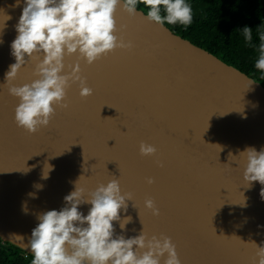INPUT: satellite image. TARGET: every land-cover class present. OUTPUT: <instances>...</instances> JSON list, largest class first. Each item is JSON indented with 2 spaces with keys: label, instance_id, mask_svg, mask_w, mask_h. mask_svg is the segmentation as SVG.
<instances>
[{
  "label": "water",
  "instance_id": "95a60500",
  "mask_svg": "<svg viewBox=\"0 0 264 264\" xmlns=\"http://www.w3.org/2000/svg\"><path fill=\"white\" fill-rule=\"evenodd\" d=\"M24 6L0 0V238L31 253L38 215L68 206L64 197L80 177L85 198L117 178L121 193H131L121 220L131 221L123 230L114 221V238L164 234L181 264H253V243L264 246V185H246L240 152L264 149V84L166 23L149 21L142 8L130 17L121 3L116 35L133 47L92 64L78 52L65 55L64 71L79 63L93 92L82 97L79 82H70L67 107L54 105L49 124L28 133L15 122L19 98L5 79ZM37 62L26 57L12 83L37 79ZM142 141L156 153L141 155ZM148 198L159 215L146 208ZM90 207L78 206L84 215Z\"/></svg>",
  "mask_w": 264,
  "mask_h": 264
},
{
  "label": "clouds",
  "instance_id": "9594fccd",
  "mask_svg": "<svg viewBox=\"0 0 264 264\" xmlns=\"http://www.w3.org/2000/svg\"><path fill=\"white\" fill-rule=\"evenodd\" d=\"M16 3L19 5L20 0ZM121 3L130 17L136 15L138 4L147 6L148 20L160 25L187 26L193 20L192 7L186 0H24L25 6L16 25L18 34L11 43L15 63L10 65L5 77L9 94L19 98L15 108L18 127L28 133L46 127L55 114L54 105L67 107L70 82H79L82 97L92 94L93 89L81 75L79 63L69 65V72L64 71L65 55L78 52L79 58L92 64L116 48L133 47L131 41L126 42L122 35H116L119 29L114 13ZM243 32L245 39L251 41V28L245 26ZM260 40V57L255 67L264 72V34ZM40 54L42 59H39ZM26 57L38 60L34 70L38 78L30 84L16 86L12 82L26 64ZM139 150L144 156L157 151L155 146L143 141ZM240 155L246 157L243 172L246 185L250 186L253 181L264 185V149L258 152L248 147ZM46 167L44 178L51 170V166ZM79 180L75 190L64 197L68 206L38 215L39 223L32 230L29 242L33 254L31 264H160L165 254L164 264H181L176 245L164 234L149 238L142 231L127 239L123 235L114 238L113 222L119 221L123 230L131 221L130 216L121 220L120 210L127 211L131 193H121L117 178L106 185L100 184L88 193V198ZM147 182L151 184L154 180L149 177ZM260 194L264 198V187ZM85 203L91 205L87 215L78 208ZM144 203L153 215H159L153 199L148 198ZM253 244L256 248L253 264H264V246Z\"/></svg>",
  "mask_w": 264,
  "mask_h": 264
},
{
  "label": "trees",
  "instance_id": "16d2710c",
  "mask_svg": "<svg viewBox=\"0 0 264 264\" xmlns=\"http://www.w3.org/2000/svg\"><path fill=\"white\" fill-rule=\"evenodd\" d=\"M192 7L190 25L170 28L182 37L222 58L264 84V72L255 64L260 57V36L264 34V0H186ZM145 12L149 9L138 4ZM164 14L163 11L161 13ZM251 28L245 39L243 28Z\"/></svg>",
  "mask_w": 264,
  "mask_h": 264
},
{
  "label": "flooded vegetation",
  "instance_id": "af4514ba",
  "mask_svg": "<svg viewBox=\"0 0 264 264\" xmlns=\"http://www.w3.org/2000/svg\"><path fill=\"white\" fill-rule=\"evenodd\" d=\"M33 255L0 238V264H31Z\"/></svg>",
  "mask_w": 264,
  "mask_h": 264
}]
</instances>
